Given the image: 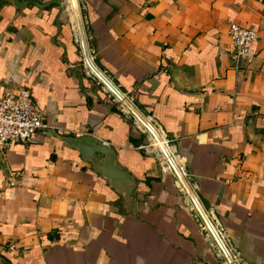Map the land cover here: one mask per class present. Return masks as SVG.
<instances>
[{"label": "crops", "instance_id": "0c3cea01", "mask_svg": "<svg viewBox=\"0 0 264 264\" xmlns=\"http://www.w3.org/2000/svg\"><path fill=\"white\" fill-rule=\"evenodd\" d=\"M37 1L0 3V94L26 87L44 113L30 140L0 148V258L215 264L214 248L193 237L192 217L176 205L170 174L137 147L144 132L82 65L63 4ZM78 2L97 69L175 147L242 264H264V0ZM231 20L256 32L254 57L236 68ZM50 129L111 146L134 180L128 206L122 187Z\"/></svg>", "mask_w": 264, "mask_h": 264}, {"label": "built area", "instance_id": "2783aa9c", "mask_svg": "<svg viewBox=\"0 0 264 264\" xmlns=\"http://www.w3.org/2000/svg\"><path fill=\"white\" fill-rule=\"evenodd\" d=\"M62 4L72 32L73 40L77 44L81 55L82 65L86 70L99 78L91 67V64L95 65L93 63V52L87 44L84 23L79 13L77 0L75 5L77 9L76 14L73 12L72 0H62ZM227 34L233 48L234 67H238L241 60L249 62V60L254 57L253 42L256 39L255 30L249 26L231 20L227 25ZM103 84L111 92L120 113L126 117H130L133 123L136 124L142 132L148 133L149 136L147 140L140 143L137 147L148 154H152L156 158L161 170L168 172L172 176L174 186L188 198L192 207L200 215L198 205L201 206V204L196 194L197 186L194 182H191L190 175L184 163L179 159L175 147L170 144L169 140L158 130L156 124L149 116L143 115L138 111L130 95L121 92L116 87L118 91L115 92L104 82ZM43 117V110L32 100L28 88L19 87L16 90H6L2 92L0 94V148L9 146L17 141L24 142L30 140L35 132L44 126ZM152 140H156L157 143ZM155 147L159 152L155 151ZM203 211L212 224L217 237L200 215L203 221V227L208 230L215 240L219 255L223 257L226 264H242L240 258L236 257L235 254L227 248L223 241L221 231L213 225L212 220L209 218L204 208Z\"/></svg>", "mask_w": 264, "mask_h": 264}, {"label": "water", "instance_id": "95a60500", "mask_svg": "<svg viewBox=\"0 0 264 264\" xmlns=\"http://www.w3.org/2000/svg\"><path fill=\"white\" fill-rule=\"evenodd\" d=\"M13 3L17 6H21L24 3L30 4H41L37 0H12ZM60 11L62 9V0L55 1ZM2 3V0H0ZM93 71L98 75V77L113 91L117 92L118 90L115 86L97 69V67L91 64ZM49 132L61 140L63 143L75 148L78 151L79 157L82 160H88L91 162L92 167L104 178L108 180V183L111 186H119L121 188L122 201L125 206H128L129 201L131 200L132 190L134 188L133 178L127 174V172L118 166L114 159L113 148L100 139L96 138L90 134H81V135H65L60 134L52 129ZM0 166L4 169V163L0 159ZM198 209L201 217L206 222L208 227L217 237L214 232L213 226L210 223L207 215L203 211V208L198 205ZM0 264H9L0 258Z\"/></svg>", "mask_w": 264, "mask_h": 264}, {"label": "rangeland", "instance_id": "374dc122", "mask_svg": "<svg viewBox=\"0 0 264 264\" xmlns=\"http://www.w3.org/2000/svg\"><path fill=\"white\" fill-rule=\"evenodd\" d=\"M77 2H78V0H77ZM78 5H79V2H78ZM79 13H80V8H79ZM80 15H81V13H80ZM144 134H145V141H146L149 135H148L147 132H144ZM155 151L159 152V150L156 147H155ZM162 172L168 173V172H166L164 170ZM169 176H170L169 178L171 179V182H172L173 178H172L171 175H169ZM172 187H173V193L176 196V198H175L176 205H178L180 208H182L184 210V212L187 213L193 219V222H194L195 228H196V231L194 233H192L193 237L194 238H199V239H205V241L207 243L210 242L209 244H211V246L214 248L215 254L218 256V261L216 260L217 262H215V264H226V262L224 261L223 257L221 255H219V253H218L217 245H216L215 240L213 239L211 234L208 232V230L205 227H203L204 226L203 225V221H202L200 215L198 214V212L192 207V205L189 202L188 198H186L180 192V190H178L174 186V184L172 185ZM212 223L217 228H219V226L217 224H215L214 222H212ZM219 230L221 231V234L223 236V241L225 242L227 248H229L230 251H232V253L235 254L236 257H239V254L232 247L229 246L228 241L226 240V237H225V234H224L223 230L221 228H219ZM219 259H220V261H219ZM240 262H241V260H240ZM197 263H199V260H197ZM204 264H207V263L204 261Z\"/></svg>", "mask_w": 264, "mask_h": 264}, {"label": "bare ground", "instance_id": "6f19581e", "mask_svg": "<svg viewBox=\"0 0 264 264\" xmlns=\"http://www.w3.org/2000/svg\"><path fill=\"white\" fill-rule=\"evenodd\" d=\"M72 5H73V12L76 14V13H77V9H76V7H75V5H76V0H72ZM152 141H154V140H152ZM154 142L157 143L156 140H155ZM162 147H163V146H162Z\"/></svg>", "mask_w": 264, "mask_h": 264}]
</instances>
